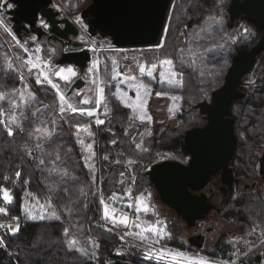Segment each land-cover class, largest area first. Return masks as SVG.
I'll use <instances>...</instances> for the list:
<instances>
[{"label": "trees", "instance_id": "1", "mask_svg": "<svg viewBox=\"0 0 264 264\" xmlns=\"http://www.w3.org/2000/svg\"><path fill=\"white\" fill-rule=\"evenodd\" d=\"M174 3L182 7L175 13L171 7L169 14L180 17L173 20L168 34L166 48L171 53L170 58L175 61L177 53L189 47L200 46L201 52L204 48H213L214 51L207 53L208 59L204 64L198 61L195 70L188 67L182 69L183 87L158 83L136 70L120 69L118 78L132 75L137 81L152 87L153 93L147 104V113L152 117L150 122L130 119L138 114L124 107L113 93L119 89L135 99L136 92L129 85L118 84L117 78L112 79L115 65L112 62H122L125 55L134 64L137 63L133 57L147 64L155 62L151 60L154 53L147 52L142 57L137 51L147 48H116L99 52L104 59V64L100 66V80L107 81L103 87L110 111L106 114L104 106L100 105L95 117H87L71 112L61 114L56 91L47 84H37L36 77L29 75L26 68L20 69L21 60L17 56L27 58V54L7 32L4 35L0 33V92L7 94L5 100H0V109L6 116L16 115L23 128L20 131L14 127L13 135L9 136L3 123L7 120L4 121L5 116H0V121H3L0 122V189H7L13 197L11 203H6L0 192V207L7 209V215L0 213V220L19 217L20 223L18 232H2L1 238L13 252L17 264H169L146 259L142 253H137V248H128L117 233L102 227L103 207L100 201L107 200L113 193L122 195L128 188L136 194L150 190L146 172L156 162L188 160L184 135L189 129L206 123L204 115L194 105L209 99L211 92L222 85L235 53L255 45L263 33L245 19H236L229 24L231 0H174ZM167 25L168 21L165 27ZM197 34L202 39H196ZM178 36H182L180 43ZM101 40L110 45L107 39ZM39 47L41 58L51 63L52 50L46 46ZM10 62L12 68H8ZM51 64L54 65L53 62ZM21 72L24 80L20 79ZM250 73L252 75L248 76ZM245 79L243 97L233 100L228 111V116L235 120L237 141L229 166L234 176L254 180L258 176L257 151L264 146V49L242 81ZM62 83V79L57 82L60 89L68 92L70 86L65 88ZM24 90L34 93L35 99L25 97L28 102L22 101L20 92ZM156 92L167 95L158 97ZM72 96L73 93H70L67 97L71 99ZM9 101H14L19 107L13 108ZM74 102L79 103L77 99ZM97 118L104 123L96 124ZM53 120L55 123H52ZM37 128L41 131L37 132ZM82 129L93 134L84 135V143L91 140L93 144L95 173L86 166L88 152L76 140ZM49 134L52 135L51 140L46 139ZM113 140L116 143H112ZM141 142L142 148H137L136 145ZM37 144L42 148H37ZM29 152L31 155H28ZM57 152L59 160H56ZM40 159L45 160L43 165L39 164ZM128 161L133 163L131 168ZM17 171L21 173L19 178L15 176ZM121 173L124 175L121 176ZM5 176L9 179L5 180ZM40 205L46 206L43 210L46 218L29 219L28 211L41 212ZM53 212L61 219L48 218ZM218 212L226 220H235L244 232L253 230L255 226L264 228V197L259 194L249 191L233 194L230 187L221 195ZM71 240H76V247L86 249L88 255H81L74 249L70 251L67 245ZM94 242L99 248L94 247ZM218 248L221 252L215 250L210 254L228 257L226 248L221 244ZM4 254L0 251V261Z\"/></svg>", "mask_w": 264, "mask_h": 264}, {"label": "water", "instance_id": "2", "mask_svg": "<svg viewBox=\"0 0 264 264\" xmlns=\"http://www.w3.org/2000/svg\"><path fill=\"white\" fill-rule=\"evenodd\" d=\"M86 1V0H84ZM13 8L11 29L22 40L34 33L38 38L45 33L39 23H48V32L68 43L70 51L64 52L55 61L56 65H73L82 75L88 66L90 53L88 43L76 42L78 36L71 17H59V11L52 7V0H10ZM170 0H90L79 15L86 25V35L107 39L114 47H148L161 40V26L166 25ZM254 23L264 31V0H231L229 24L241 17ZM29 40V39H28ZM34 42H29V46ZM264 49V32L255 45L235 53L225 73L221 86L214 89L208 100L194 105L204 115L206 123L186 131L184 148L187 162L166 159L152 164L147 170L151 187L157 192L162 204L188 223L201 219L214 207L200 190L207 179L220 172V189L233 179L229 162L236 148L234 119L228 116L233 100L243 97V77L254 67L257 55ZM83 85L82 77L75 80L67 94ZM259 173L264 174V149L259 159ZM200 250V249H199ZM0 264H3L0 261Z\"/></svg>", "mask_w": 264, "mask_h": 264}, {"label": "snow or ice", "instance_id": "3", "mask_svg": "<svg viewBox=\"0 0 264 264\" xmlns=\"http://www.w3.org/2000/svg\"><path fill=\"white\" fill-rule=\"evenodd\" d=\"M170 6L173 9V13H175L177 10H179L182 5L174 3L173 0H170ZM13 7V4L10 2V0H0V26H4L5 32H7L9 35H11V31L6 27L4 19H3V13L6 9H10ZM180 19V17L175 16V15H168L166 16V20L168 21V25L161 26V30L159 35L163 37L162 40H158L155 45L150 46L147 49H139L140 55L143 57L145 53L147 52H152L154 55L151 57L152 62L150 63V66L146 67L143 63L140 62L139 59L136 57H133L134 60H136V63L139 66V72L143 75H146L149 78L156 79L155 73H157L159 69V79L158 83L161 84H167L169 86L173 87H183V82H182V77L184 75L182 69L185 67L192 68L195 70L197 68V62L199 61L200 64H204V62L208 59L207 53H212L214 51L213 48H204V51H200V46H197L196 48L189 47L187 50L181 49L179 53H177L176 60L174 61L172 58H170L171 53L167 51L166 44H167V39H168V34L170 33L171 27H172V22L173 20ZM41 26L45 29L49 27L48 23L45 21L41 20ZM247 31V29H245ZM181 35H184L183 32H181ZM13 39L15 37L13 36ZM34 39V38H33ZM196 39H202V37H199V35H196ZM189 44H191V41H188ZM16 44L18 47L23 49V52L25 54L29 53V49L25 47L23 44L20 43V41H16ZM222 48L223 45H220ZM35 51L38 53L40 52V48L37 47ZM116 51H121V50H116ZM164 57L161 59L160 57ZM215 59V57H212ZM18 60H21L20 63V69L27 68V71L29 75H31L33 72L36 73V83L37 84H47L49 85L52 89H54L57 93L58 100H59V112L61 114L65 112H71L72 114H79L80 116H87V117H95L97 115V109L100 105H103L105 108V113L107 114L110 109L108 108V105L106 103V96H105V89L104 87H101L100 84H106L107 81L105 80H100L99 83H97V80H93V84H96V92H97V98L94 101L95 107L93 108H79L72 103L68 97L65 95V93L60 89L59 85L54 82L53 77H58L59 79L64 80L65 82H70L72 77L76 76V71L72 67H66V68H60L58 70H52L50 65L48 64L47 61H42L40 56H35L33 57L31 54L27 55V58L17 56ZM125 60L128 59L127 56L124 57ZM224 63L226 64L227 61L225 60ZM13 65L10 62L8 64V68H12ZM115 65L113 66L114 68V74L112 76V79H116L117 76L120 75L119 72L115 71ZM177 68L181 70H177ZM90 72H98L99 71V62L96 61L93 63V67L89 69ZM200 75L203 76L204 72L201 71ZM20 79L24 80L25 76L23 72H21ZM120 83H124V80H121ZM129 86L132 87L135 92H136V97L135 99H132L127 96L126 93L121 92L119 89L117 90L116 93H113L114 96L120 102L123 104L124 107L131 109L134 114H138V116L130 117L132 118H138L141 123L145 121H151L152 117L147 113V104H148V99L153 93V89L150 86V84H145L143 81H137L136 77H130L128 80ZM156 96L158 97H163L167 95L166 93L163 92H156ZM28 99H35V94L32 92L27 93ZM7 98V94L0 92V100H5ZM20 98L21 100H24L25 103L28 102V99H25V94L23 92H20ZM172 100H176V97H169ZM9 103L12 105L13 108L19 107L14 101H9ZM82 104H89L93 103V101L90 98H85L80 101ZM171 111V109H170ZM5 112L3 109H0V116H4ZM35 115V113H33ZM16 117H12V124H15V127L19 129L20 131H23V128L19 123H15ZM3 122V121H0ZM7 131V134L9 136L13 135V128L12 126L7 123L3 122ZM52 123H55V120L52 121ZM96 124H103L104 120L101 119H96L95 120ZM37 132L41 131V129L37 128ZM31 135V133L29 134ZM89 136H92L93 134L91 132H88ZM47 140L52 139V135L49 134L46 137ZM78 143L84 147L85 151L89 153L88 157H86V160H90L92 157L95 156V152L93 151V144L89 143L87 145L84 144L83 140H78ZM112 143H116L115 140L112 141ZM37 148H42V145L37 144ZM137 148H142V142L140 144L136 145ZM145 151L147 149H144ZM68 151H71L69 149ZM28 155H31L29 152ZM60 159V155L57 152L56 153V160ZM107 159V157H105ZM45 163L44 159L39 160V164L43 165ZM131 163V161H129ZM88 167H92L91 165H86ZM124 173H121V176H123ZM15 176L19 178L21 176V173L19 171L15 172ZM5 180H8L9 177L5 176ZM75 179V177H73ZM27 183V181H26ZM123 183V181H121ZM128 195L131 196V191L126 190ZM0 192L3 193V200L6 203H11L12 202V195L9 193L7 189H0ZM30 195V194H29ZM116 198V194L114 193L112 197H110V200H114ZM101 205L103 206V213H102V219L105 221H109L112 223L113 227H118L120 225H123L127 227L130 223H133V221L130 219V217L126 214L123 213L122 211L120 212L119 215H117V209L112 207L111 204L106 203L104 199H101L100 201ZM49 207L51 205H48ZM129 207H132L133 205H128ZM41 209V213L37 217L36 215H33L31 211H28V218L29 219H45L46 216L43 214V210L45 209V205H40L39 206ZM136 211H144L147 212L149 210V206L144 203V200L142 197H137L136 198ZM68 211H71V209H68ZM0 213H3L7 215V209L5 207H0ZM48 218H54L56 220H60L61 217L57 215L55 212L52 213L51 217ZM138 218V217H137ZM14 220H18L19 217H13ZM0 227H4V225H0ZM10 230L13 234L19 231V224L16 225L15 228H11ZM135 227L141 228L140 224H135ZM145 233H153L157 239L153 241V243H160V240L163 239L165 236H169L170 233L166 232L165 229L163 228H158L155 225H150L147 227L141 228L140 232L133 233L131 231H128L124 234V236H135L138 237L141 242L146 241L149 239L148 236L145 235ZM65 234H67V230H65ZM124 236H121V240L124 239ZM4 244L3 238H0V246ZM77 241L76 240H71L68 242V249L75 250L81 255L87 256L88 252L84 248H78L76 247ZM94 247L99 248L98 244H95L94 242ZM146 259H152L155 258L157 261H170V264H181V259L186 260L187 264H210V261H207L203 258H192V257H187L185 253L183 252H171L168 251L165 248H161L156 251H152L149 249L148 253L146 254Z\"/></svg>", "mask_w": 264, "mask_h": 264}, {"label": "rangeland", "instance_id": "4", "mask_svg": "<svg viewBox=\"0 0 264 264\" xmlns=\"http://www.w3.org/2000/svg\"><path fill=\"white\" fill-rule=\"evenodd\" d=\"M54 1L58 7H59L58 3H60L61 5L67 3V0H64V1L54 0ZM173 2H174V0H173ZM86 4H87V2L86 3L82 2L77 7H75V8L73 7V9L71 11H70V9H67V8H64V9H65L66 13L70 16V15L74 14L75 12L80 11L79 8L82 7L81 9H83L84 8L83 5H86ZM170 10H171V6L169 9L168 15L170 14ZM63 12H64V10H63ZM70 17H72L77 23L82 22V21H79V19L77 18V15H75V16L73 15ZM5 24H6V27L11 31L10 26H9L10 24L7 22ZM79 25H81V27H82L81 33L84 36V37L83 36L81 37V41L84 40L88 43L87 48H88L89 53H90V60L88 62L87 68L84 70L83 74L81 75L82 80H83V85L79 89H73L72 90L71 93H73V96L69 100L72 103H74V105L76 107L93 108V107H95L94 101L97 98V92H96L97 85L93 84V80L96 79L97 83H99V81H100V66L102 64H104V61H103L104 59L101 58L99 52L105 51V50L109 51L112 49H116L117 47H114L111 44V42H110V45H108V43L101 40L102 38H99V37H91V39H89L86 35V32H85L86 27H84L82 25V23H80ZM3 31L5 32L4 27H3V29L0 28V33L2 35H4ZM10 36L13 38L14 34L12 33ZM14 37H15V39H13V40H14V43H16L18 38L16 36H14ZM161 39H162V37H161ZM177 39L179 40V43L182 42V36H178ZM21 44H23L25 47H28L23 42H21ZM30 47L31 48L28 47L29 53L27 55L31 54L33 57H35L37 55L40 56L39 52L37 53L35 51V49L37 47H39V45L35 44L34 46H30ZM149 47L150 46H148V47H124V48H119V49L149 48ZM11 48H13V46H11ZM125 56H127V55H125ZM41 60L44 61L42 58H41ZM96 61L99 62V71L98 72H90L89 69H91L93 67V63ZM140 62L143 63L146 67L150 66V63L147 64V63H145V61H140ZM112 63L115 64V66H116L115 67L116 72L121 73L120 69H122L124 71L136 70L138 74H141L139 72L138 64H134L129 58L127 60H125L123 57L122 62L113 61ZM119 63H121V64L119 65ZM48 64L50 65L52 70L60 69L58 67L57 68L54 67V65H56V64L52 65L50 62ZM57 66H61V65H57ZM61 68H66V67L62 66ZM26 71H27V68H26ZM75 71H76V76L72 77L70 82H65L64 80H62L63 81L62 85L65 88H68L71 85V83H73L80 76L78 71L77 70H75ZM112 72L114 74V70ZM251 73L248 76L252 75ZM141 75H143V74H141ZM31 76L35 78L36 73L33 72L31 74ZM144 76H146V75H144ZM155 76H156V79H154V80H156L158 82L159 69H158L157 73H155ZM130 77H133V76L132 75H123V76H120V78H118V76L116 78H117L118 84L120 83L121 80H124L123 84L129 85L128 80ZM54 78H56L58 81L60 80L58 77H53V80H54ZM57 80H54V82H56ZM243 82L244 83L247 82L246 79L243 80ZM103 85L104 84H100L101 87H103ZM243 86H244L243 87V89H244L246 86V83ZM28 92H30V91L24 90L23 93L25 94V97H27ZM63 92L65 93L66 96H68L67 92H65V91H63ZM85 98H90L93 101V103H89L86 105L80 103V101L85 99ZM76 99L79 102L78 104H75V102H74V100H76ZM22 101H24V100H22ZM10 111L15 112L14 109H11ZM4 116H5L4 121L7 120L6 122L9 123L12 126V128H14L15 124H12V117L13 116L16 117V115H7V116L4 115ZM18 122H19V120L16 118L15 123H18ZM84 135H88V131L86 129L85 130L82 129V132L76 137V140L77 141L78 140L84 141ZM89 143H91V140H88V142L84 143V144H89ZM88 155H89V153H88ZM88 155L86 157H88ZM182 162H187V161H182ZM132 164L133 163H129V161H128V167L129 168H131ZM87 165H91L92 166L91 169L95 173L92 158L90 160H88ZM126 190H130V188H128ZM113 194L110 197H112ZM2 196H3V193H2ZM137 197H142V199L144 200V203L149 206V210L147 212H144V211L137 212L136 211L135 205H136V198ZM109 198L107 200H105V202L111 204L112 207L117 209V215H119L120 212L122 211L123 213H126L130 217V219L133 221V223H130L127 227H125L123 225H120L118 227H113L111 222L101 219L100 223H101L102 227H104L107 230H110V231L117 233L120 236V238H121V236H124V234L128 231H131L133 233H137V232L141 231V228L147 227L150 225H155L158 228H163V229H165L166 232H168L167 222L165 221L167 216L165 215V211H164L166 209L163 205L158 204V206H157V203L155 202L156 201L155 196L152 195L150 190H148L144 193H140V194H136V193L131 192V196H129L127 191H126L122 195L116 194V198L114 200H110ZM128 205H133V206L129 207ZM158 207L160 208V212H156V208H158ZM40 213L41 212H38V213L32 212V214L36 215L37 217L39 216ZM102 213H103V210H102ZM37 219H39V218H37ZM212 221H213V219H212ZM137 223L141 225V228L135 227V224H137ZM235 223L236 224H229V226L231 227V230H232L231 234L227 237V239H224L223 243H221V246L223 248L227 249L226 250V253H227L226 256H228V257L222 258L219 256H213L211 254L208 255L206 253H200V252H195V253L194 252H183V253H185L187 257H192L194 259L195 258H203L207 261H210V264H242L243 263L242 262L243 257L247 252L254 251V250H260L262 248V243L264 240L263 239L264 238V228L260 229V228H258V226H255V227H253L254 231L253 230L251 231V229H250V231H248V232L243 231V233H239L238 230L236 229L238 223L237 222H235ZM255 231H258V233L260 232V234L262 236L261 237L257 236ZM145 235L148 236L149 239L146 241H143V242H141V240L135 236H124V239L122 241L126 244V246H128V248L130 246L137 248L136 249L137 253L138 252L142 253V256H144V257H146V254L148 253L149 249H151L152 251H156V250H159L161 248H165L171 252H177V251L182 252L181 249L177 248L176 246H175L176 247L175 248L174 246L166 244V242H163L162 239L160 240V243H153V241L155 239H157V237L153 233H145ZM213 235L214 234L209 233L210 237H212ZM164 238L165 239L171 238V235L165 236ZM217 250H216V252H217ZM126 251H128V250L126 249ZM218 251H220V250H218ZM152 260L157 261L155 258H152ZM161 261L170 264V261H164V260H161ZM181 264H187L186 260L181 259Z\"/></svg>", "mask_w": 264, "mask_h": 264}, {"label": "flooded vegetation", "instance_id": "5", "mask_svg": "<svg viewBox=\"0 0 264 264\" xmlns=\"http://www.w3.org/2000/svg\"><path fill=\"white\" fill-rule=\"evenodd\" d=\"M64 1V0H62ZM84 3V0H67V3L65 4H59V7L57 4H55V1L52 0V7L54 10L59 11V17H70L64 8L70 9V11L73 9V7H77L80 3ZM64 6V7H63ZM13 8V7H12ZM6 9L3 13V19L9 23L10 29H11V15L9 14V10ZM64 10V12H63ZM82 9H80L81 11ZM75 12L71 16L77 15V18L79 19V22L77 23L72 17V20L74 24L76 25L78 32V36L72 37L76 42L81 41L82 35V27L79 25L82 23L84 27H86L85 23L81 19L79 12ZM238 19H243L242 16L238 17ZM41 20L39 19V23L41 25ZM4 21V22H5ZM43 28V27H42ZM49 28V27H48ZM48 28L45 29V33L42 34L40 38L37 37L34 33H29L28 39L27 37H24L22 40H19L20 43L23 42L26 46L31 48L29 46V42H34V45L39 46H46L49 49L52 50L51 52V61L55 64V61L60 57V55L64 52L70 51L68 49V43L65 41L59 39L58 37H54L48 32ZM11 32L13 33L12 29ZM264 32V31H263ZM81 33V34H80ZM14 34V33H13ZM80 34V35H79ZM15 36V34H14ZM84 37V36H83ZM34 38V39H33ZM83 40V39H82ZM84 42V40H83ZM86 42V41H85ZM32 45V46H34ZM51 62V63H52ZM65 67H72L73 69L77 70L76 67L73 65H61ZM79 73V71H78ZM80 75V74H79ZM81 76V75H80ZM79 76V77H80ZM78 77V78H79ZM77 80V79H76ZM72 84V83H71ZM71 86V85H70ZM71 93V92H70ZM69 93V94H70ZM237 144V143H236ZM264 146L262 149H259L257 151L258 156V167H259V159L263 153ZM230 167V166H229ZM259 168H257L258 176L254 180H248L247 178L240 177V176H234L233 179L226 185L224 189H220V172L210 176L205 185L200 190H194L192 188L191 192L195 194L203 193L206 195L207 201L214 204V207L208 211L203 218L194 220L193 223H188L186 220L181 218L179 215H177L173 209L169 208L168 206L161 203L157 192L154 190V188L151 187L150 191L152 195L155 196V202L159 205H163L165 207V215L167 218L165 221L167 222V228L168 232L171 235V238H163L162 241H166V244L171 246H176L177 248L181 249L182 252H200V253H206L210 254L215 252L217 250L218 245L223 243L224 239H227V237L231 234V227L229 224H236L235 220H226L225 218L221 217L218 212L219 203L221 201V195L223 192H226L228 188L231 187L233 190V194H240L242 191H249L251 193H256L264 197V174L259 173ZM263 194V195H262ZM156 212H160V208H156ZM222 218V219H221ZM213 219V221H212ZM225 224V225H224ZM236 229L239 233H243V227L241 225L237 224ZM252 231V230H251ZM254 231V230H253ZM209 233L214 234L212 237L209 236ZM257 236H262L260 232L255 231ZM258 233V234H257ZM264 239V238H263ZM175 247V248H176ZM200 249V250H199ZM126 251V249H124ZM242 264H264V240L262 243V248L260 250H254L247 252L242 260Z\"/></svg>", "mask_w": 264, "mask_h": 264}, {"label": "built area", "instance_id": "6", "mask_svg": "<svg viewBox=\"0 0 264 264\" xmlns=\"http://www.w3.org/2000/svg\"><path fill=\"white\" fill-rule=\"evenodd\" d=\"M19 224L18 220H0V225H4V227H0V238H1V233L2 232H8L10 234H13L10 230L11 228H15L16 225ZM0 251L4 252V257L2 259V263L3 264H17V262L15 261V259L13 258V252L11 250H9L5 244H3L2 246H0Z\"/></svg>", "mask_w": 264, "mask_h": 264}, {"label": "bare ground", "instance_id": "7", "mask_svg": "<svg viewBox=\"0 0 264 264\" xmlns=\"http://www.w3.org/2000/svg\"><path fill=\"white\" fill-rule=\"evenodd\" d=\"M87 2V4L86 5H83L84 6V8L87 6V5H89V3H90V0H86V1H84V3H86ZM82 8V7H81ZM81 8H79V10L81 9ZM72 38V37H71ZM60 39V38H59ZM251 71V70H250ZM200 111V110H199ZM236 149V148H235ZM235 153V152H234ZM212 209V208H211ZM210 209V210H211ZM209 210V211H210Z\"/></svg>", "mask_w": 264, "mask_h": 264}, {"label": "crops", "instance_id": "8", "mask_svg": "<svg viewBox=\"0 0 264 264\" xmlns=\"http://www.w3.org/2000/svg\"><path fill=\"white\" fill-rule=\"evenodd\" d=\"M70 16H71V15H70ZM4 21H5V20H4ZM5 23H6V21H5ZM5 25H6V24H5ZM3 27H4V26H0L1 29H3ZM3 32H4V31H3ZM7 34H8V33H7ZM11 34H12V32H11ZM9 36H10V35H9Z\"/></svg>", "mask_w": 264, "mask_h": 264}]
</instances>
